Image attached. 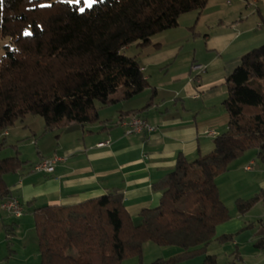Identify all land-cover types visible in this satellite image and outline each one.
<instances>
[{
  "label": "trees",
  "instance_id": "1",
  "mask_svg": "<svg viewBox=\"0 0 264 264\" xmlns=\"http://www.w3.org/2000/svg\"><path fill=\"white\" fill-rule=\"evenodd\" d=\"M208 2L95 0L85 9L63 0H0V39L11 43L0 61V137L27 116H41L47 132L91 124L100 120V107L116 103L118 93L123 100L143 93L146 78L128 50L179 27L182 16L203 12ZM242 59L227 81L229 128L216 138L213 153L195 162L180 156L176 169L155 187L163 194L159 207L143 212L139 227L118 193L36 210L41 264H123L141 260L150 242L183 251L151 264L203 255L204 264H217L206 255L207 247L216 227L231 219L217 177L251 150L264 163V46ZM22 165L18 157L0 160V194H9L4 174ZM261 199L237 201L238 213Z\"/></svg>",
  "mask_w": 264,
  "mask_h": 264
},
{
  "label": "crops",
  "instance_id": "2",
  "mask_svg": "<svg viewBox=\"0 0 264 264\" xmlns=\"http://www.w3.org/2000/svg\"><path fill=\"white\" fill-rule=\"evenodd\" d=\"M238 1L242 3L209 0L203 12L182 16L179 27L154 36L146 46L130 48L148 85L130 100L118 93L116 103L100 107L99 121L47 132L45 121L34 126L27 116L1 135L0 160L18 157L25 163L3 176V188L21 200L25 215L16 219L0 209V264H41L35 211L46 206L70 207L118 193L134 226H141L142 213L159 207L163 194L155 187L176 169L178 158L195 162L213 153L216 138L229 128L227 81L262 41L244 30ZM198 66L203 69H194ZM134 115L158 131L126 136L121 121ZM106 141L109 145L100 147ZM6 149L16 152L1 157ZM55 155L65 161L54 173L33 171ZM258 161L257 151L251 150L217 177L219 190L223 187L227 194L235 183L246 181L250 187L226 199L221 191L231 219L216 227L206 252L217 264H264V201L245 214L238 213L236 203L264 197V163ZM224 237L228 240H219ZM182 253L179 247L150 242L141 260L151 264ZM204 259L197 256L178 264H204Z\"/></svg>",
  "mask_w": 264,
  "mask_h": 264
},
{
  "label": "rangeland",
  "instance_id": "3",
  "mask_svg": "<svg viewBox=\"0 0 264 264\" xmlns=\"http://www.w3.org/2000/svg\"><path fill=\"white\" fill-rule=\"evenodd\" d=\"M63 1L69 2L71 4L73 3L82 4L85 9L87 7H91L95 3V0H90V6H89V3H87L86 0H79V3H77L76 0H63ZM237 6L240 12V13L238 12V17L241 18L242 20L245 19L243 26L244 30L246 29V31L252 32L254 35H256L257 39L259 38L262 39V41H260L258 44L259 46H257L258 48H256L259 49V47L264 46V0H247V1L242 0V3L238 1ZM10 44L11 43L9 40L0 39V61L5 54V48L9 47ZM28 119L33 123L34 126H38L40 121L43 123L45 121L41 116L39 117L30 116ZM6 133L7 132H4L2 135H6ZM4 151L2 152L1 157L6 155H14L16 152L9 149L8 150L6 149ZM258 162L262 163L260 160ZM242 179H243L242 177H238V181H241ZM247 185L248 184L246 183V181L239 182V183H235L234 187L228 190L229 194H227L226 191H224L223 187L221 191L223 192V195L225 194L224 198L226 199L231 196L233 197V194L234 195L243 194V192L246 191L247 188H250Z\"/></svg>",
  "mask_w": 264,
  "mask_h": 264
},
{
  "label": "built area",
  "instance_id": "4",
  "mask_svg": "<svg viewBox=\"0 0 264 264\" xmlns=\"http://www.w3.org/2000/svg\"><path fill=\"white\" fill-rule=\"evenodd\" d=\"M194 69H203L201 66L195 67ZM121 126H126V123L121 122ZM130 133H125L126 136L128 135H138V132H145L148 134H152L158 131V128L154 127L151 125L149 122H144V123H136V125H131L129 126ZM212 135L213 133L206 132V135ZM106 143L101 144L100 147H106ZM65 159L55 155L53 158L50 159H44L41 161V163L35 165L33 167V171L37 173H49L52 174L55 171V167L57 164L64 162ZM251 164L249 167L246 168V170L250 171L251 170ZM7 196V201L8 205L0 206V209L5 211L6 213L10 214L12 217L18 219L22 218L25 215V207L21 200L18 198H15L13 196H10L9 194H0V197Z\"/></svg>",
  "mask_w": 264,
  "mask_h": 264
},
{
  "label": "bare ground",
  "instance_id": "5",
  "mask_svg": "<svg viewBox=\"0 0 264 264\" xmlns=\"http://www.w3.org/2000/svg\"><path fill=\"white\" fill-rule=\"evenodd\" d=\"M144 122H147V121L145 119L143 120L140 117H133L128 121H123L122 123H126V126H123V127L126 130V133H130L129 126L136 125V123H144ZM143 133L145 132H138V135L143 134ZM132 135H135V134H132ZM132 135H128V136H132ZM4 205H8L7 196L0 197V206H4Z\"/></svg>",
  "mask_w": 264,
  "mask_h": 264
},
{
  "label": "snow or ice",
  "instance_id": "6",
  "mask_svg": "<svg viewBox=\"0 0 264 264\" xmlns=\"http://www.w3.org/2000/svg\"><path fill=\"white\" fill-rule=\"evenodd\" d=\"M77 3H79V0H76ZM87 3H89L90 6V0H86ZM81 11H83V9H81Z\"/></svg>",
  "mask_w": 264,
  "mask_h": 264
}]
</instances>
